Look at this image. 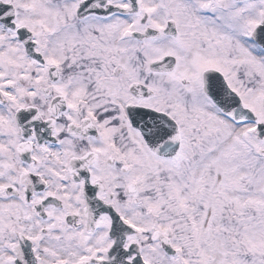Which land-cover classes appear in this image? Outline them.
Segmentation results:
<instances>
[{
	"label": "snow or ice",
	"instance_id": "1",
	"mask_svg": "<svg viewBox=\"0 0 264 264\" xmlns=\"http://www.w3.org/2000/svg\"><path fill=\"white\" fill-rule=\"evenodd\" d=\"M0 264H264V0H0Z\"/></svg>",
	"mask_w": 264,
	"mask_h": 264
}]
</instances>
